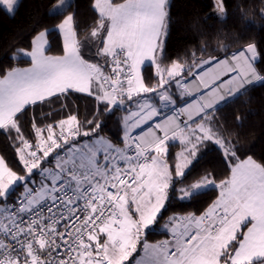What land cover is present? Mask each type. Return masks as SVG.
<instances>
[{"label":"snow or ice","instance_id":"6c2138e0","mask_svg":"<svg viewBox=\"0 0 264 264\" xmlns=\"http://www.w3.org/2000/svg\"><path fill=\"white\" fill-rule=\"evenodd\" d=\"M0 4L16 11L17 0ZM91 7L94 23L81 33L74 0H59L52 11L63 17L55 28L62 54H48L45 28L17 53L30 66L0 74V130L15 132L22 165L14 170L0 157V264H264V159L242 155L217 118L222 104L264 88V47L252 40L225 47L223 56L205 48L207 59L193 53L163 67L169 0H93ZM215 7L226 15L224 0ZM146 62L154 86L143 75ZM71 92L95 98L91 119L69 112L43 123L59 114L52 108L34 116L25 135L26 109ZM117 111L124 113L120 144L101 135L100 117ZM213 148L226 178L217 182L213 170L185 184L212 162ZM213 189L218 196L199 214L167 217L168 238L142 242L173 201L191 205Z\"/></svg>","mask_w":264,"mask_h":264},{"label":"trees","instance_id":"16d2710c","mask_svg":"<svg viewBox=\"0 0 264 264\" xmlns=\"http://www.w3.org/2000/svg\"><path fill=\"white\" fill-rule=\"evenodd\" d=\"M59 0H19L14 14H9L0 4V74L6 73L12 68L30 66L26 57L17 55L19 50H30L32 36L35 32L48 29L51 51L49 55L62 54V39L57 31L56 25L63 18L52 9ZM119 2V0H116ZM77 5V23L81 33L94 23L96 15L91 7L93 0H74ZM170 26L166 43V59L162 66H170L173 60H187L193 53L201 59H207V54L200 50L215 52L217 55H224L223 49L236 51L239 47L249 41L255 40L264 47V0H224L226 15L216 20L209 28L206 25L203 10L199 0H170ZM83 35L80 39L83 40ZM15 57V58H14ZM264 67V65H261ZM143 75L147 82L153 86L156 83L154 66L146 65ZM61 104H67V108H61ZM98 107L94 97L83 93L71 92L67 98H61L55 105H37L26 109L27 115L20 121L21 129L25 135L31 133V120L35 116L40 118L44 113L55 108L56 112L43 123L52 119L65 118L69 112L77 114L83 121L85 117L92 118ZM99 107H103L99 105ZM221 111L217 118L221 121L220 130L228 139L237 141V147L242 155H253L257 160L264 159V88L257 86L250 90L249 95H238L234 101L227 105L222 104ZM242 117V122L237 124L236 115ZM122 112H115L109 118L108 115L100 117L104 123L101 135L114 143L120 144L122 130L119 124ZM13 131L11 135L5 130H0V155L14 170L19 171L20 165L18 156L13 148ZM122 146V144H121ZM180 149L179 144L171 148L170 155L175 156L174 151ZM203 151V149H202ZM208 160L211 163L203 162L187 178L185 184L194 183L208 172L215 171L217 182L226 178L227 168L221 163L216 150H210ZM22 188L17 191V195ZM218 189L207 192L206 195L193 201L191 205L180 206L173 201L172 207L160 221V226L155 227L143 237V240L150 244L157 243L168 238L164 231L163 224L167 217L176 214H187L202 212L218 196Z\"/></svg>","mask_w":264,"mask_h":264},{"label":"rangeland","instance_id":"374dc122","mask_svg":"<svg viewBox=\"0 0 264 264\" xmlns=\"http://www.w3.org/2000/svg\"><path fill=\"white\" fill-rule=\"evenodd\" d=\"M201 8L204 13V17L206 20V25L209 28L216 20L222 19L225 17V15L222 17L221 14L218 12L217 8L215 7L216 0H199ZM19 0H17L18 4ZM170 3V0H169ZM17 4L15 6H17ZM6 8V5H3ZM10 14V13H9ZM146 65H149L148 62L145 63L144 67ZM178 144V142L176 143ZM171 151V148H170ZM180 150L178 149L177 151H174V154L179 152ZM142 242H144L143 237L141 238ZM141 255H143L142 250H138L136 254H134V258H139Z\"/></svg>","mask_w":264,"mask_h":264},{"label":"crops","instance_id":"0c3cea01","mask_svg":"<svg viewBox=\"0 0 264 264\" xmlns=\"http://www.w3.org/2000/svg\"><path fill=\"white\" fill-rule=\"evenodd\" d=\"M58 3H59V2H58ZM58 3H57V4H58ZM57 4H56V6H57ZM1 5H2V4H1ZM2 6H3V5H2ZM56 6H55V7H56ZM3 7H4V6H3ZM16 7H17V6H15V8H16ZM55 7H54V8H55ZM4 8H5V7H4ZM5 9H6V8H5ZM205 21H206V20H205ZM55 28H56V27H55ZM60 37H61V36H60ZM61 39H62V37H61ZM27 67H29V66H27ZM22 68H25V67H22ZM83 94H86V93H83ZM86 95H87V94H86ZM123 114H124V113H123ZM138 131H139V130H138ZM179 150H180V149H179ZM0 157H1V155H0ZM164 231L166 232L165 229H164ZM166 234H167V233H166Z\"/></svg>","mask_w":264,"mask_h":264}]
</instances>
